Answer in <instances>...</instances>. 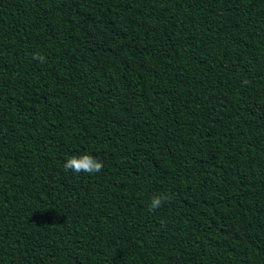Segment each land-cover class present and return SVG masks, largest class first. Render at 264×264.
Masks as SVG:
<instances>
[{
	"label": "trees",
	"instance_id": "obj_1",
	"mask_svg": "<svg viewBox=\"0 0 264 264\" xmlns=\"http://www.w3.org/2000/svg\"><path fill=\"white\" fill-rule=\"evenodd\" d=\"M0 264H264V0H0Z\"/></svg>",
	"mask_w": 264,
	"mask_h": 264
},
{
	"label": "clouds",
	"instance_id": "obj_2",
	"mask_svg": "<svg viewBox=\"0 0 264 264\" xmlns=\"http://www.w3.org/2000/svg\"><path fill=\"white\" fill-rule=\"evenodd\" d=\"M64 167L66 170L72 169L74 172L77 173L84 171L91 174L93 172H99L102 169L103 164L91 155L85 154L79 157L72 156L68 158ZM162 200V197L154 196L151 200V208L156 209L160 207L162 204Z\"/></svg>",
	"mask_w": 264,
	"mask_h": 264
}]
</instances>
